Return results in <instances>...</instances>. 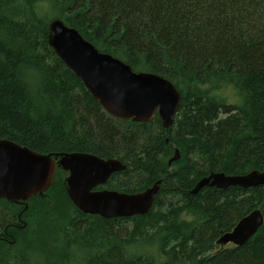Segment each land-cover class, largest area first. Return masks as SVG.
I'll list each match as a JSON object with an SVG mask.
<instances>
[{
	"label": "trees",
	"instance_id": "16d2710c",
	"mask_svg": "<svg viewBox=\"0 0 264 264\" xmlns=\"http://www.w3.org/2000/svg\"><path fill=\"white\" fill-rule=\"evenodd\" d=\"M53 19L134 72L171 82L181 99L170 129L157 117L107 115L48 46ZM0 140L117 159L126 169L108 190L141 193L160 181L151 210L130 219L78 212L62 171L26 202L25 229L23 206L0 199V264H264V223L244 246L215 244L252 211L264 218V186L191 194L210 174L264 171V0H0ZM63 219L79 225L73 238L60 235Z\"/></svg>",
	"mask_w": 264,
	"mask_h": 264
},
{
	"label": "water",
	"instance_id": "95a60500",
	"mask_svg": "<svg viewBox=\"0 0 264 264\" xmlns=\"http://www.w3.org/2000/svg\"><path fill=\"white\" fill-rule=\"evenodd\" d=\"M48 46L111 118L147 124L156 117L167 131L173 124L181 96L163 77L132 68L108 54L97 51L79 33L61 20L48 25ZM180 158L173 155L168 166ZM126 166L117 159H102L92 154L41 155L7 140H0V199L27 210L26 202L44 196L51 188L56 171L67 173L64 190L72 205L86 216L105 220L130 219L147 214L160 191V183L141 193H123L100 189L114 174ZM264 186V171L245 175L210 174L192 189L196 195L203 188L227 190L231 187L251 189ZM260 211L242 218L228 233L220 236L216 246H244L263 226Z\"/></svg>",
	"mask_w": 264,
	"mask_h": 264
},
{
	"label": "rangeland",
	"instance_id": "374dc122",
	"mask_svg": "<svg viewBox=\"0 0 264 264\" xmlns=\"http://www.w3.org/2000/svg\"><path fill=\"white\" fill-rule=\"evenodd\" d=\"M44 17H45V19L47 20V21H49L51 18H53V13H52V11L50 10V8L49 9H45L44 10ZM226 98H227V101H228V103H230V104H239V102H240V100L238 99V98H236L234 95H233V92L231 91V90H227L226 92ZM65 173V172H64ZM65 175H66V173H65ZM65 175H64V177H65ZM104 189H107V188H104ZM108 190V189H107ZM66 193V192H65ZM24 208V207H23ZM23 210V209H22ZM27 211V210H26ZM26 211H24L22 214H20L22 211H20L19 212V214H18V216H17V222L20 224L21 223V225H20V228H22V229H25L26 228V225L24 224V222L21 220V216L26 212ZM76 218V216L74 217V219ZM63 221H64V219H63ZM65 222L66 221H64V225H65ZM63 223V222H62ZM129 226H130V224L129 223H125V227L127 228V229H129ZM36 228L37 227H34V228H32L31 229V231H32V234L36 231ZM61 228H63L64 229V227H62V225H61ZM63 233L62 232H60V235H62ZM65 241L66 240H63V241H61V237L59 238L58 237V243L55 245V251H56V253H58L59 255L57 256V261L58 262H62L61 260L64 258V256H65V249H66V246H65ZM228 246V245H227ZM227 246H225V247H227ZM49 248V247H48ZM74 251H75V253L77 252V249H76V247H74ZM78 256H79V254H78ZM80 257V256H79Z\"/></svg>",
	"mask_w": 264,
	"mask_h": 264
},
{
	"label": "flooded vegetation",
	"instance_id": "af4514ba",
	"mask_svg": "<svg viewBox=\"0 0 264 264\" xmlns=\"http://www.w3.org/2000/svg\"><path fill=\"white\" fill-rule=\"evenodd\" d=\"M62 173H64V171H62ZM64 175H65V173H64ZM66 175H67V173H66ZM66 175H65V177H66ZM65 177H64V178H65ZM77 211H78V210H77ZM75 221H76V220H75ZM80 223H81V222H80ZM81 225H82V223H81ZM79 229H80V228H79V225H77L76 227H73V226H71V221H70V219H69V221L66 220L65 225H64V229L62 230L63 237H64L65 239H67L68 236L70 235V237L73 238V237H74L73 234H75V232H76L77 230H79Z\"/></svg>",
	"mask_w": 264,
	"mask_h": 264
},
{
	"label": "bare ground",
	"instance_id": "6f19581e",
	"mask_svg": "<svg viewBox=\"0 0 264 264\" xmlns=\"http://www.w3.org/2000/svg\"><path fill=\"white\" fill-rule=\"evenodd\" d=\"M175 154H179V151H178L177 149L174 150L173 155H175ZM179 155H180V154H179ZM158 182L160 183V181H157L156 183H158ZM156 183H155V184H156ZM256 210H257V211H260V213H261V210H260V209H256ZM256 210H254V211H256ZM252 212H253V211H252ZM249 214H250V213H249ZM261 215H262V213H261ZM262 217H263V215H262ZM243 218H244V217H243ZM240 220H241V219H240ZM240 220H239V221H240ZM239 221H238V222H239ZM238 222H237V223H238ZM263 222H264V218H263Z\"/></svg>",
	"mask_w": 264,
	"mask_h": 264
}]
</instances>
